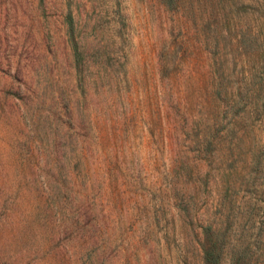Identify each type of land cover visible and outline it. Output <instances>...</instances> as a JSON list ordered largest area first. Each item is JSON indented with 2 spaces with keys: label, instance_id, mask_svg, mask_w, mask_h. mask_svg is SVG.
Returning a JSON list of instances; mask_svg holds the SVG:
<instances>
[{
  "label": "rangeland",
  "instance_id": "1",
  "mask_svg": "<svg viewBox=\"0 0 264 264\" xmlns=\"http://www.w3.org/2000/svg\"><path fill=\"white\" fill-rule=\"evenodd\" d=\"M264 264V0H0V264Z\"/></svg>",
  "mask_w": 264,
  "mask_h": 264
},
{
  "label": "trees",
  "instance_id": "2",
  "mask_svg": "<svg viewBox=\"0 0 264 264\" xmlns=\"http://www.w3.org/2000/svg\"><path fill=\"white\" fill-rule=\"evenodd\" d=\"M166 6L174 7L177 0H161ZM202 241L200 242L201 257L203 264H221L224 238L219 237L210 224L203 226L201 230ZM236 255L231 256L230 264H255L251 252L241 249L236 250Z\"/></svg>",
  "mask_w": 264,
  "mask_h": 264
}]
</instances>
